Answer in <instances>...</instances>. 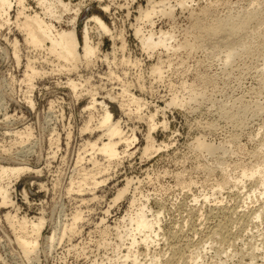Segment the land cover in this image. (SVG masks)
<instances>
[{"label":"rangeland","instance_id":"1","mask_svg":"<svg viewBox=\"0 0 264 264\" xmlns=\"http://www.w3.org/2000/svg\"><path fill=\"white\" fill-rule=\"evenodd\" d=\"M166 1L171 15L156 13L148 21L140 13L149 0H47L54 18L44 16L34 0H26L27 13H41L56 30L75 27L79 59L71 65L45 48L25 43V35L15 26V4L9 11L10 24L0 19V165L31 168L12 181L7 196L13 205L0 207V264L118 263L115 245H124L121 252L125 253L129 240L124 236L119 241L114 225L141 202L149 219L153 215L160 225L151 234L154 243H143L142 233L137 236L133 251L142 263L153 255L162 264L262 261L264 209L261 220L254 218V211L264 206L260 177L242 183L235 178L243 168L260 166L264 172V0ZM200 8H209V15ZM93 16L106 29L91 21ZM242 17L249 21L231 53L223 42H216L219 32L207 39L205 25ZM136 28L143 33H136ZM85 31L94 50L90 59H84L82 52ZM160 31L173 33L171 39L146 49L141 38L149 33L156 38ZM13 39L18 60L11 52ZM27 63L38 70L28 84ZM154 65H159L160 73ZM68 79L78 82V89L72 91ZM92 100L95 104L90 108ZM104 109L122 137L132 139L129 147L121 141L120 154L110 164L100 153L90 155L89 146L85 147L108 141L103 133L107 126L99 123ZM13 129L28 130L30 136L18 137ZM148 137L153 148L144 154ZM206 146L214 151L208 152ZM77 153L86 161L76 163ZM94 157L104 166L102 172L95 171ZM91 174L103 182L76 191L74 185ZM125 187L124 196L113 203ZM251 191L254 196L247 198ZM8 212L18 219L41 215L45 219L29 259L5 220ZM76 212L81 215L76 230L47 247V237L55 230L59 233L62 224L68 226Z\"/></svg>","mask_w":264,"mask_h":264},{"label":"bare ground","instance_id":"2","mask_svg":"<svg viewBox=\"0 0 264 264\" xmlns=\"http://www.w3.org/2000/svg\"><path fill=\"white\" fill-rule=\"evenodd\" d=\"M37 4L38 7L41 8L42 10V13L44 16L46 17H51V18H54L55 17V14H54V11L53 9L51 8V4L49 2H47V0H34ZM58 2H61V0H56ZM182 2V1H181ZM170 3V2H169ZM183 3V2H182ZM186 3V2H185ZM15 4L16 7H17V16H16V19H15V26L17 25L18 26V30L21 32H23V34L25 35V43L31 45L32 47H38V48H45L48 53H50L51 55L55 56L57 59H61L63 61H65L66 63H70L71 65V62H75L77 59H79V55L77 53V47H78V42H77V39H76V35H75V27H72L71 30H56V28L54 27V25L51 23V22H48L46 21L40 14L41 13H36L34 11L33 14H30V13H27V11L29 10V7H27V2L26 0H0V19L3 20V23H9L10 24V18H8L9 16V11L11 9V6ZM179 4H181L179 2ZM184 4V3H183ZM182 4V5H183ZM173 6V5H172ZM191 7V6H190ZM210 7V6H209ZM168 8V3L166 0H160V1H155V0H149V4L148 6L146 7V9L142 10V12L140 14H142V16L144 17V19H147L148 21H150V18H151V15H155L156 13H161V14H166L167 15H171L172 11L167 9ZM182 8V7H181ZM186 8V7H185ZM202 8V7H201ZM200 8V9H201ZM212 8V7H211ZM209 9V8H207ZM207 9H201L203 11V14L204 13H208ZM200 10V11H201ZM257 10V9H255ZM254 10V12H255ZM202 11L200 13H202ZM213 11V10H212ZM211 11V12H212ZM191 12V11H190ZM249 12V11H248ZM81 13V10H79V12H76V17L75 19H77L79 17V14ZM194 13V12H193ZM198 13V12H197ZM246 13V12H245ZM195 14V13H194ZM193 14V15H194ZM153 15V16H154ZM206 15V14H205ZM209 15V13H208ZM245 15V14H244ZM248 15V14H247ZM251 15V14H250ZM250 15H248L249 17H251ZM253 15V14H252ZM258 15V14H257ZM264 15V14H262ZM156 16V15H155ZM192 16V14L190 15ZM204 15H202L203 17ZM214 16V15H213ZM246 16V15H245ZM246 16V17H248ZM141 17V19L143 18ZM239 17V16H238ZM263 17V16H262ZM261 17V19H262ZM140 18V16H139ZM204 18V17H203ZM223 18V17H222ZM227 18V16L225 17ZM233 18V16H232ZM236 18V16L234 17ZM245 17H242L241 18V21L239 20H236V21H230V20H226L228 22H225L224 19L223 21H220V19H218L216 21L215 24H213L214 22H212V25L208 24V25H205L206 26V30L208 32L207 34V39L210 41L212 40L213 36L219 32V38L216 39V42L220 41V42H223L225 45H227V47L229 48V52L230 50H232V47L233 45L236 43V41L239 39L237 38L236 40V37L240 36V34H238L239 32H241L243 34V30L245 31L246 30V25L248 24L247 23V20L249 21V19L245 18ZM264 18V17H263ZM152 19V18H151ZM205 19V18H204ZM214 19V18H213ZM216 19V18H215ZM230 19V18H229ZM243 19V20H242ZM91 21H94L96 23V25H98L100 28H103V29H106L105 28V24L99 19V17H96V16H93L91 19ZM222 20V19H221ZM260 20V17L259 19ZM145 21V20H144ZM252 21V20H251ZM250 21V22H251ZM261 21V20H260ZM147 22V21H146ZM154 22V21H153ZM262 22H263V19H262ZM209 23V22H208ZM253 23V22H252ZM12 24V23H11ZM151 24H152V21H151ZM250 24V23H249ZM2 26V24H0ZM6 25V24H5ZM138 25V24H137ZM251 25V24H250ZM249 25V27H250ZM16 26V27H17ZM252 26V25H251ZM262 26L263 23H262ZM151 27V26H150ZM245 27V29H244ZM143 28V27H142ZM260 28V26H259ZM258 28V30H259ZM135 29V28H134ZM248 29V27H247ZM251 29V28H250ZM253 29V28H252ZM136 33H140L142 31H140L139 28H136V30H134ZM252 31V30H251ZM250 31V32H251ZM143 33V32H142ZM172 34L170 31H164V32H159V35H157L158 37L154 38L153 35L155 34H152V33H149L146 37H140L142 40V45L146 48V49H153L155 47H159L161 45H165V41L167 38L172 37ZM187 34V33H186ZM251 34V33H250ZM23 35V36H24ZM145 35V34H143ZM246 33H244V37H245ZM260 35V33L258 34ZM87 36H88V32L85 31L84 32V42H83V46H82V52H83V57L84 59H90V57L94 54V50L92 49V47H90V45L88 44V40H87ZM136 36V35H135ZM191 36V35H190ZM189 36V37H190ZM242 38H243V35H241ZM253 36V35H252ZM23 38V39H24ZM139 38V39H140ZM184 38V37H183ZM186 38V37H185ZM248 38V37H247ZM188 39V38H187ZM16 40V39H15ZM168 40V39H167ZM185 40V39H184ZM193 40V39H192ZM242 40V39H240ZM246 40V39H245ZM14 41V39H13ZM239 41V40H238ZM17 41H14V44L12 45L14 47V51L12 50L11 52L13 53V56L14 58L17 59L18 57V50L16 47ZM168 42V41H167ZM189 42V40H188ZM246 42V41H245ZM12 43V42H10ZM186 43V42H184ZM194 44V43H193ZM239 44V43H238ZM241 44V43H240ZM141 45V46H142ZM169 46L171 45L168 44ZM180 45V44H179ZM185 45V44H184ZM191 45V44H190ZM174 46V45H172ZM186 46V45H185ZM192 46V45H191ZM242 46V45H241ZM244 46V44H243ZM11 47V48H13ZM178 47V46H177ZM188 47V46H187ZM226 47V46H225ZM226 47V48H227ZM172 48V47H171ZM180 48V47H179ZM184 48V47H183ZM186 48V47H185ZM192 48V47H191ZM166 49V48H164ZM168 49V48H167ZM234 49V48H233ZM236 49V48H235ZM227 50V49H226ZM237 50V49H236ZM235 50V51H236ZM169 51V50H168ZM171 51V50H170ZM175 51V49H174ZM189 51V50H188ZM228 51V50H227ZM166 53V52H165ZM168 53V52H167ZM173 53V52H172ZM231 53V52H230ZM238 53V52H236ZM151 54V53H150ZM153 54V53H152ZM225 54H226V51H225ZM228 54V53H227ZM234 56V54H232ZM238 55V54H237ZM227 56V55H226ZM232 56V58H233ZM189 57V56H188ZM231 57V56H230ZM19 58V57H18ZM229 58V57H228ZM227 58V59H228ZM160 59V57H159ZM231 59V58H230ZM228 59V60H230ZM18 60V59H17ZM161 60V59H160ZM226 60V59H225ZM227 60V61H228ZM232 60V59H231ZM29 61V60H28ZM56 61V60H55ZM168 61V60H167ZM229 62V61H228ZM183 63V62H182ZM226 63V61L224 62ZM16 64H17V61H16ZM264 64V63H263ZM32 64H29L27 63V70H26V78L25 80L27 81V84L31 81L32 77H34L35 74L38 73V70H35L32 66ZM170 65V63H169ZM67 66V65H65ZM75 66V65H74ZM155 66V65H154ZM153 66V67H154ZM159 65L155 66L153 68V70H155L156 72L159 71V68L158 67ZM63 67V66H62ZM67 68V67H66ZM69 68H67L68 70ZM162 69V67H161ZM70 71V69L68 70ZM157 72V73H158ZM155 73V72H154ZM156 73V74H157ZM25 76V75H24ZM37 76V75H36ZM159 76V74L157 75ZM23 80V81H25ZM69 81H67L68 84H70L69 86H71V90L73 91V89L76 90L77 88V83L76 81H73V80H70L68 79ZM27 84H25L26 86H28ZM67 84V86H68ZM30 85V84H29ZM33 86V85H32ZM29 87V86H28ZM73 88V89H72ZM78 89V88H77ZM192 90V89H191ZM190 90V91H191ZM29 90H27L28 92ZM4 93V92H3ZM75 93V92H73ZM194 93V92H193ZM31 94V93H30ZM77 94V93H76ZM196 94V92H195ZM192 95V93H191ZM3 96V95H2ZM74 96H77V95H74ZM195 97V96H194ZM193 97V98H194ZM27 98V97H25ZM28 99H30L28 97ZM26 99V100H28ZM135 99V98H134ZM32 100V99H31ZM31 100H29V102L31 103ZM137 101V100H136ZM27 102V101H26ZM126 102V101H125ZM131 102V101H130ZM133 103V102H131ZM34 104V102H33ZM91 106L90 108H93L94 107V104H95V101H91ZM134 104V103H133ZM30 105V104H29ZM31 106V105H30ZM129 106V105H128ZM137 106V105H136ZM33 107V106H32ZM31 107V108H32ZM88 108V107H87ZM86 108V109H87ZM138 109V108H137ZM245 109V108H244ZM246 110V109H245ZM9 116V115H8ZM92 116V115H90ZM7 117V116H6ZM235 117V116H234ZM92 117H90L89 120H91ZM235 119V118H234ZM150 121V120H149ZM100 127H103V126H107L106 127V130L107 133H104V135L107 136V139L108 141L107 142H102V144L100 146H97L96 143L94 144H87L85 147H87V150H90L92 151L90 153V155H94V153H100L108 162V164H110V162L113 160V159H116L118 157V154H120L118 152V146L119 144L121 143H125L126 147H129L128 145L131 143L132 139L129 140L128 138H123L121 133H120V129L117 125V123H111V115L109 113V111L107 109H104L103 112H102V116L100 118ZM111 123V124H109ZM109 124V125H108ZM26 127V126H25ZM24 127V128H25ZM28 127V126H27ZM23 128V127H22ZM31 129V128H30ZM84 129H88V126H86V128ZM9 131V130H8ZM83 131V129H82ZM13 133L17 134L16 136H20V137H25L26 139L30 136V132L28 130H25V131H15L14 132V129H13ZM18 136V137H19ZM117 137V140L114 141L112 140L113 137ZM23 137V138H24ZM53 138V137H52ZM20 139V138H18ZM56 139V138H55ZM24 140V139H23ZM50 140V139H49ZM21 141H22V138H21ZM20 141V142H21ZM54 140H52L51 142H53ZM56 141V140H55ZM17 142V141H16ZM23 142V141H22ZM28 142V141H27ZM50 142V143H51ZM59 142V141H58ZM14 143V142H13ZM18 144V143H17ZM22 144V143H21ZM19 144V145H21ZM24 144V143H23ZM56 144V142H55ZM199 144V143H198ZM15 145V144H14ZM57 146V145H56ZM84 147V145H82ZM201 146V145H200ZM2 147V146H0ZM81 147V148H83ZM153 148V140L148 137L147 138V145L145 146L144 148V154H147L151 149ZM80 149V148H79ZM86 149V148H85ZM84 149V150H85ZM205 149L212 153L214 151V149L210 146H206ZM2 150H5V148ZM80 151L83 152V149ZM26 152V151H25ZM79 152V150H78ZM81 152V154H82ZM86 152H89V151H85L84 153ZM78 154V153H77ZM81 154H78V157H77V162L76 163H79L80 161H82L84 159V156L81 155ZM96 154V155H97ZM88 155V154H87ZM95 155V156H96ZM85 160V159H84ZM76 161V160H75ZM86 161V160H85ZM92 163L94 165V167L96 168L95 171H98L99 172H102L101 170L103 169V167H101L99 164H98V161L94 158H92ZM11 165V164H10ZM19 165V164H18ZM21 165V164H20ZM1 166L0 165V207H4L6 205H10L12 206L13 205V202L11 201V199H9V197L7 196L8 195V192H9V188L10 186L12 185V181H14L21 173L25 172V171H28V170H31L30 167H28L27 165L26 166ZM77 167V166H76ZM79 167V166H78ZM75 168V167H74ZM258 168H260V166H256V169H245L243 168L240 172V174L235 178L236 179V182H240L242 183L244 181V179L246 178H252L254 176H259L260 178V181H259V194L264 196V172L262 170H259ZM77 169V168H76ZM75 169V170H76ZM35 170V169H34ZM33 170V171H34ZM83 171V170H82ZM96 173V172H95ZM94 173V175H95ZM87 174V173H86ZM89 174V173H88ZM92 175V174H91ZM94 175L92 176H89L87 179H84V180H81L80 182H78V185H74V187L76 186V191H79V192H82L84 190L80 189V187L83 185H85L84 187H87L88 185H90L91 189H94L92 188L97 186L98 184L102 183L103 181H97V179L94 177ZM72 178V177H70ZM72 180V179H71ZM88 180V181H87ZM105 180V179H104ZM70 181V180H69ZM69 183V182H68ZM73 185V183H71ZM75 184V183H74ZM77 184V183H76ZM87 185V186H86ZM82 186V187H83ZM71 187L72 190H74L71 185L69 186ZM88 188V187H87ZM68 190L69 191H72V190ZM89 189V188H88ZM74 190V191H75ZM82 190V191H80ZM73 191V192H74ZM127 191V187L123 188L122 190L119 191V193L117 194V196L113 199V203H115L116 201H118L120 198H122L125 194V192ZM254 191V190H253ZM252 192V195L248 194L247 195V198H251L252 196H254V192ZM24 193V192H23ZM26 195V194H25ZM133 196V195H132ZM25 197V196H24ZM148 198V197H147ZM145 198V199H147ZM195 198V197H194ZM139 200V199H138ZM135 199L132 197V200L130 199V202H131V209L133 206V204L135 203L134 202ZM148 201V200H146ZM145 201V202H146ZM140 202V201H139ZM142 205H140V207L135 210L134 212L132 211H128L124 216H122V218H120V220H118V222L114 225V228H115V231H117L115 234H117V237L119 238V241H121L120 239H122L124 236H127L128 240H129V245H127L126 247V251L125 253H122L121 252V247H124V245H120L121 243H116L117 245H115V249L112 248V250H116L118 253L117 257L115 258H118L116 259V261H119L118 263L115 262V264H145V263H142V261L139 259V255L137 252L133 251V248L135 247L134 250H136V246L137 244L139 243L138 241V237L141 233V235H143L141 237V241L145 244H149L150 243H154V239L152 240V236L151 234L153 233H156L155 231V225L158 224V226L160 227L159 225V222L157 223L158 220H155L157 218H153V215H152V219H149L148 215L149 213H147L145 211V205H144V202H141ZM146 204V203H145ZM136 207V206H135ZM137 208V207H136ZM148 208V207H147ZM146 208V209H147ZM263 209H264V206L259 208L257 211H254V218L255 219H260L262 218V214H263ZM150 210V209H148ZM147 210V211H148ZM152 211V209L150 210V212ZM153 212V211H152ZM108 213V212H107ZM160 213V212H159ZM157 214V213H156ZM80 216L79 215V212H76L73 214V217H72V222L67 226L66 223L65 224H62V225H65L64 227L62 226L59 227L61 228V231L59 233H57L58 231L57 230H53L54 232L49 235L47 237V241H48V245L47 247L51 248L54 246L55 242L59 241L62 239V237L65 235L66 236V232L69 231L70 233L71 232H74V230H76L75 226L77 224V220L80 219ZM159 218V215L157 216ZM5 220L7 221V223L9 224L8 226H10V228L12 229V232H13V235H14V239H15V242L16 244L18 245V247L20 248V250L22 251L23 255L26 257V258H30V254L31 253H35L34 249L37 247V245L39 244L38 242V239H39V236H40V230L41 228L43 227L44 225V222H45V219L43 218V216H37V218H31V219H27L26 217H23V218H20L18 219L17 218V215H12L10 214L9 212L5 214ZM81 220V219H80ZM261 220V219H260ZM68 224V223H67ZM108 226V225H107ZM157 226V227H158ZM128 227V229H127ZM158 227V228H159ZM58 229V227H56ZM104 228V227H103ZM107 227H105L104 229H106ZM108 229V228H107ZM60 230V229H58ZM57 231V232H56ZM103 231V230H102ZM108 230H104V233H106ZM124 231V234L122 233ZM68 232V233H69ZM76 233V232H75ZM103 233V232H102ZM72 234V233H71ZM101 235V234H100ZM157 235H158V232H157ZM70 236V235H69ZM72 236V235H71ZM107 237V236H106ZM116 238V239H118ZM125 239V238H124ZM127 240V239H125ZM124 240V241H125ZM103 241V240H102ZM123 242V241H121ZM104 243V242H103ZM141 243V242H140ZM110 243H107L106 245H108ZM46 246V245H45ZM112 246V245H111ZM37 249V248H36ZM44 250V249H43ZM204 250V249H203ZM115 251V252H116ZM36 255V254H35ZM121 255V256H120ZM115 256V255H113ZM121 260H120V259ZM144 258V257H143ZM34 259V258H33ZM38 259V257H37ZM106 259V258H105ZM102 260V259H101ZM108 260V259H107ZM199 260H200V256H199ZM254 260V259H252ZM261 262L260 264H264V254L263 256L261 257ZM28 261V260H27ZM96 261V260H95ZM115 261V260H114ZM105 261H103L104 263ZM194 262H196V260H194ZM224 262V261H223ZM223 262H221V264H224ZM93 264V263H92ZM114 264V263H113ZM146 264H162L160 261H159V258H157L155 255H153L151 258L148 259V262ZM257 264V263H256Z\"/></svg>","mask_w":264,"mask_h":264}]
</instances>
